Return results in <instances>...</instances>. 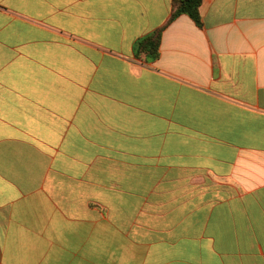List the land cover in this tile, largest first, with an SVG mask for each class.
<instances>
[{
  "label": "crops",
  "instance_id": "1",
  "mask_svg": "<svg viewBox=\"0 0 264 264\" xmlns=\"http://www.w3.org/2000/svg\"><path fill=\"white\" fill-rule=\"evenodd\" d=\"M0 0V264H264V0Z\"/></svg>",
  "mask_w": 264,
  "mask_h": 264
},
{
  "label": "trees",
  "instance_id": "2",
  "mask_svg": "<svg viewBox=\"0 0 264 264\" xmlns=\"http://www.w3.org/2000/svg\"><path fill=\"white\" fill-rule=\"evenodd\" d=\"M203 0H172V14L168 23L146 35L135 43L134 55L138 59H144L146 63L155 62L160 58L162 35L166 27L182 15L189 16L198 27H203L200 7Z\"/></svg>",
  "mask_w": 264,
  "mask_h": 264
}]
</instances>
